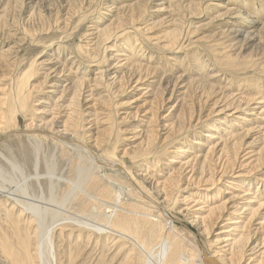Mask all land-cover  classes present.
I'll return each mask as SVG.
<instances>
[{"label":"rangeland","instance_id":"rangeland-1","mask_svg":"<svg viewBox=\"0 0 264 264\" xmlns=\"http://www.w3.org/2000/svg\"><path fill=\"white\" fill-rule=\"evenodd\" d=\"M139 1L146 2L145 9L150 8L144 18H142L143 25H141L140 28L142 29L143 27V29H145L146 27L147 29L153 27V25H156V23L159 21L164 22L163 27L158 29L157 26L156 30H154L151 34L148 33V31L145 33H133L130 31V34L127 35L129 36L127 40L119 38L116 39L115 36L117 35V32L108 35H104L102 33V30L104 31L106 28L116 31L118 27L117 24L126 19V17L122 15L123 12L120 11V9L126 5L134 4L136 2L138 3ZM228 1L230 0H175L171 3V7L167 8V5H161L168 2L166 0H0V59L3 58L7 62H13L15 60V68L24 69L25 71L28 69L30 63H33L36 65L34 70L36 76L34 75L32 81L38 80L37 82L41 83L40 81H43V79L45 80V78L47 79L45 80L46 82L44 84L43 90L40 91L34 98V101L36 99L38 102H35V107H38L37 109H39L40 112H38L33 117V128H40L39 126H43L46 123L52 122L53 128L58 130L59 133H62L61 131H63V129L61 122L67 120V115L75 109L78 113H83V118L86 119L84 124L87 128L89 126L91 127V125L87 126L89 122H87V119L93 120L101 118L100 120L104 121V119L108 118L107 116L110 113L109 116H112L110 127L113 128V135L111 137L109 135L106 136V148L108 150L114 148L119 149L116 150V156H119L118 159L123 157L125 150L131 148L134 145H137L141 142L143 143L144 147L147 145V138L140 139L139 132L146 131L148 129V125L151 124L150 121H148V118L153 115L154 111L149 112L147 110L151 107V102L157 98L158 101H155H157L156 103H158V105L155 108L157 111L155 113L158 115V125H164L165 127L164 129H159V131H161L160 135L163 136L162 140H160L157 145L152 144L148 151H153L151 152L153 154H150L151 164L149 165L153 167L152 171H154L152 174H149V177L151 176L153 179H155L154 181H160L166 177L168 178L170 175V168H167L166 165H170L171 163L172 165H176L181 160L187 161L190 160L189 158L191 157L193 158L196 155L205 153V141L207 140L206 136L212 131V125L217 122L216 119L219 118L220 122H224L223 125H218V133H225L224 135L228 134L229 129V131H231L230 133H233L235 132V129L240 130L248 126L251 128L258 126L260 125L258 124V121H260L259 119H264V116H260L258 120H255L252 123H245V121L251 118L249 115L254 114V112L245 113L241 110H236L235 107L237 104L232 107L226 106L227 108H225L223 103L221 105H215L213 108V97L207 101L209 102L207 105H205V100L199 97L200 95H207L204 94L205 87L194 89V93L192 95L188 94V98L185 97L187 94H182L186 91V89H184L185 83H181L180 85L176 83L178 76H182L183 79H185L183 81L186 82L191 79L193 81L199 78L198 80L206 81L207 83L211 81L217 86L219 85V87L227 89L225 91V94L227 95L231 94L239 98L241 96L248 97L249 94H251V96L254 98L264 102V76L257 75L259 74V70L257 69L258 66L262 64L264 65V7L261 6V3L264 0H237L235 4L229 3ZM247 2L250 4V8L248 7L247 9H244L243 7ZM232 7H235L239 11L243 12L245 19L234 20L222 16V14L227 12L226 9ZM251 19L254 21L259 20L260 22L255 25H246V23ZM172 24V29L174 30V33H176L174 35L177 37L176 43H179V45H173L174 50L173 47H171L172 50L170 51L163 49L164 38H162V36H164V34L159 33V31L161 29L170 27ZM236 29H241L245 32L238 36L235 34ZM90 33L93 34V36L88 37ZM104 37L106 38L107 43L105 42V39H103ZM179 37H181V40ZM136 38L139 39L138 44L135 43ZM159 39L161 40L158 41ZM90 40H92L91 43L88 42ZM129 40H131V42ZM50 44L54 45L51 46ZM109 46H111L114 50H110L111 47ZM96 47L97 49H95ZM58 49L62 51L60 56L57 53ZM94 50H97L99 54L94 55ZM43 53L46 54L45 56H42V58L40 55ZM226 53L234 55L235 59L233 60V64H235V66H238V63L244 61V56L250 58L251 60H249L248 65L246 66L247 68L245 67L244 69L241 68L240 70H231L230 66L233 64L232 62L230 63L226 61L228 58ZM241 55L243 57H241ZM95 56L98 57L96 60L100 62L103 61L104 57L106 56L108 58L109 56H113V59L109 61L107 58L106 61H103V63L99 64V66L97 65L96 68H91V72H88L87 62L93 59ZM36 57H40L39 60L41 61L35 59ZM43 60L47 62L46 64L44 63L43 66H40V62ZM57 60L60 62L55 65L59 66L60 63L65 64L67 67L72 69V73L75 76L78 75H76L75 72L77 71L76 69H78V65L80 64H82L79 69L81 77L83 76V73H86L85 75L88 74V76L91 78L97 77V75L99 77L101 76L100 72L107 69L109 71L108 73H112V75L101 80L100 82H102V84L108 80L113 81L117 78V76H125V92L120 95H118L119 93H114V97H112L110 93H108L109 90L105 89V87H103L104 85H101L103 88H98L93 93L95 94V98H99V100L103 101L104 104L109 103L110 110L105 109V111H102V107L99 109L96 108L102 112L98 111L97 113L100 115L93 117V113L89 114V111L85 109L87 107H73L70 105L69 102L73 97V93H65L64 95H62V93L58 94L59 91L53 93V85L56 82L57 76L54 72L55 68H52L55 65L51 64L50 62H55ZM127 61H130L135 65H141L143 62L142 65L151 67L153 69L155 66L159 70L158 75H150L145 77V71L134 74V72L130 71V66L128 67L125 65ZM251 61L254 63L256 62L255 64L258 63L259 65H254ZM109 64L115 65V68L112 69L111 66L108 68ZM213 72L214 75L216 74V76H213ZM140 76H142L141 78H143V80H140V82L137 83L138 79H140ZM210 76L213 79H211ZM244 78H246L248 81L250 80V83L247 84V80ZM254 78H256L257 81ZM63 79H66L63 74L59 79H57L60 86L61 84H66L64 83ZM39 83H36V85H39ZM251 83L252 87H250V89L247 88V85H250ZM2 84L3 85H1L0 89H4L3 87L6 88L7 86L9 87L8 84L10 83L7 81V85L4 83ZM116 85L117 82L114 83V86ZM61 95L62 97L60 98ZM191 102H193V105L191 106L193 117L191 119V123H189L188 121L190 112H186V117L181 118L182 120H180L178 116L181 114L183 103H187L188 108V105L191 104ZM257 103L259 104L261 102ZM83 105L84 104H81V106ZM262 105L264 106V104L254 106H256L258 108L257 110H259ZM66 106L70 108L69 113L66 109ZM140 110H144V112L141 113ZM214 110H216L215 113H213ZM238 117H243L246 119L243 120L244 123L239 124V127H236V125L239 123ZM119 118H124V120L121 121ZM235 122L238 123L235 124ZM262 122L263 120H261V123ZM27 124L28 123H26V121H24L22 118L21 122L19 123V128L24 130L26 129ZM170 124L173 126V130H176V126H184V132L187 134V138L186 136L178 138L180 132H177L176 130L174 135L172 134L166 141H164V139L167 137V135L165 136L166 129L170 126ZM231 125L232 127H230ZM96 127H100L102 129L103 126H100L99 123H97ZM222 130H224V132ZM256 132H259L258 129L254 131V133ZM257 136L259 135L252 134L249 136V139H246V143L252 142L253 138H256ZM213 141H217V139ZM196 142L200 144L204 143L205 146L201 144L203 145L202 150L201 145H194ZM53 144V140L50 139L44 142L36 139L31 140L30 138L28 140V138L23 134L18 136L10 135L0 139V204L2 209L0 210V226L6 227L10 218L16 216V212L10 216H7L5 210L6 208L9 210L12 208L13 203H15V199L20 201H18V209H20L19 207H21L24 202V205H32L38 208L41 207L42 209L43 207L47 208L43 209L46 211L48 210V215L47 212H45L46 218L48 217V221L46 218H44L46 220L45 222H47L46 224H49V226L52 224L55 226L56 224L55 227H57L54 231L53 239L55 244H57L56 246L58 247L59 261L64 259L62 264H66V258H64L65 256L63 253L65 250L68 251L70 249V251H73V253H80V257L82 258H85L89 261L93 260L92 263L95 261V264L100 258L101 252L111 254L109 250L113 249L114 251L116 247H113L112 241L108 242L106 239H103L100 232L97 231V234L96 231H94L96 230L95 228L94 230H90L93 227H97L98 224L101 223L98 219H88L89 217H87L84 212L82 213L78 206H76L79 205L78 203H80L83 198H80L79 196L77 200L69 202L70 200H67L66 197L71 191L70 189L76 188L79 180V166L83 165L86 161H80L76 152L70 150L64 151L59 146L58 149L54 151L57 146ZM251 144L253 146H249V148H247V146L244 147V150L246 151L241 153V162L247 161L245 162L247 165L237 169V171L243 169L241 170L240 174L248 177H250V174L247 172L251 170L249 167L251 164L249 162L252 161L249 160L250 155L248 154H251L252 150H256L258 148V145L254 146L255 143ZM40 148H43V150L38 151ZM176 148L181 150L180 155L175 154V150H177ZM204 148L205 151L203 152ZM34 149H37L36 152H34ZM195 149H200L201 151ZM47 150L48 152L46 153ZM22 153L25 156H23ZM37 153H39L40 156H38ZM14 156H16V158ZM254 164L255 163H253V165ZM123 165L125 168H127V170L134 173L137 171L136 168L140 164L134 163L127 157L125 164ZM75 169L78 170V172L76 171V174ZM217 169L220 173L221 171L218 166ZM263 173L264 169L259 174L253 173V176L251 177L252 179L250 180L263 179L264 181ZM96 174L97 176H100L101 179H103L102 182L104 181V184L110 185L113 183L115 185L114 188L117 189V191L119 190L118 193L120 196L123 195L122 187L129 186L128 183L124 182V180H120L118 177H113L112 173L109 174L106 172H99ZM199 174L200 173L197 172L194 177H190L191 175H185L184 172L180 174L179 182L183 191L181 194H177V192L174 193V200L180 202L178 204L179 210L176 212L172 211L170 214L176 216L182 223L188 225V227L199 236L198 238L201 243H203L214 240L213 237L220 233L221 230L220 227L217 226L213 229L214 236L212 234L209 236L207 233H205L201 224V218L195 214V210L200 208L205 209V206L211 203V199H217L219 196L221 198L223 197L228 199L231 194L226 196L219 193L220 195L216 197L217 192H215L214 194L210 195L211 197L212 195H215L214 198L209 196L208 199L205 198L200 200L199 194L203 189L193 188L195 186V178L198 177L200 179ZM217 175L218 174L216 172L215 178ZM112 178L116 182H111ZM236 179L237 178L235 177H226L223 183V185H226L222 186L220 184L218 186L222 187V191H227L228 193L236 192L237 195L242 196L244 194V190L248 189L250 185L244 186V188L239 187L243 190H239L241 192L236 191V185H233L238 182L235 181ZM139 180V185L146 184L145 186L143 185V187L148 190L149 194H154V189L152 188L151 184H148L149 182H145V180L142 178H139ZM51 181L56 184V188H54L56 191L53 190V192H51L53 189L52 188L50 190L51 187L49 188V186L52 184ZM190 183L191 186L186 187V185ZM259 183L260 186L258 189L251 187V195H254L256 193L255 191L257 190H261L262 188L264 189V183L262 180ZM53 184L52 186L55 185ZM57 185L62 190H59ZM64 190L67 191V194H64V192H66ZM246 198L242 197L241 199H238L236 205L239 207L244 205L242 203L246 201ZM200 201L205 202L206 204L201 207L197 206ZM21 202L22 204H20ZM72 205H74V207H72ZM231 207L232 205L228 207L230 211L229 213H233L234 208ZM17 208L16 210H18ZM82 215H85L87 218ZM232 215H235L236 218L242 222L246 216V214L236 213L231 214V217L233 218L235 217ZM196 217H198V219ZM225 218H229V216H225ZM260 221L261 220L256 219L255 222L251 224L253 225L251 230L255 229L256 224ZM35 225L32 228V231L34 230L32 235L33 237L30 236V238L32 237V247L34 248L36 243L35 234L39 229V226L37 224ZM45 225H43V227ZM35 227H38V229ZM79 234L82 236L81 238H78ZM262 235L263 234H260L259 238ZM106 243L107 246H105ZM108 243L110 244L108 245ZM102 248H104V251H102ZM74 249H76L75 252ZM212 249L214 251L216 248L214 247ZM97 255L98 257H96ZM1 260L5 259L2 258V253L0 252V262ZM7 263L8 262L6 261L5 264Z\"/></svg>","mask_w":264,"mask_h":264},{"label":"bare ground","instance_id":"bare-ground-1","mask_svg":"<svg viewBox=\"0 0 264 264\" xmlns=\"http://www.w3.org/2000/svg\"><path fill=\"white\" fill-rule=\"evenodd\" d=\"M166 1H168L166 2L167 4L164 3L161 5H167V8H170L171 3L174 2L175 0H166ZM236 1L237 0H230L228 2L235 4ZM145 4H146L145 1H139L138 3L136 2L134 4H130V5H126L122 7L120 11L123 12L122 15L125 16L126 19H124L119 24H117L118 27L116 31H113L112 29L110 30V28L108 29L106 28L104 31L102 30V33L104 35H108V34L117 32V35L115 36L116 39L119 38V39L127 40L129 38V36L127 35L130 34V31H132L133 33L134 32H139V33L144 32L145 33L148 31V33L151 34L154 30H156L157 26H158V29L163 27L164 22L159 21L158 23H156V25H153V27H150L147 29L146 27L145 29H143V27L142 29L140 28L141 25H143L142 18H144V16L147 14V11L150 9V8L145 9ZM261 6L264 7V1L261 3ZM248 7L250 8V4L247 2L243 8L247 9ZM226 10L227 12L225 14H222V16H225L227 18L234 19V20H244L245 19L243 12L239 11L235 7L228 8ZM259 22H260L259 20L254 21L251 19L246 23V25L248 24L255 25ZM172 26L173 24L170 25V27L161 29L162 32L161 30L159 31V33L164 34V36H162V38H164L163 39V44H164L163 49L170 50V51L172 50L171 47H173V50H174L175 44L179 45V43H176L177 37L174 35L176 33H174ZM244 32L245 31L241 29H236L235 34L239 36V35H242ZM89 36H93V34L90 33L88 37ZM180 38L181 37H179V39ZM103 39H105V42H106V38L104 37ZM160 40L161 39H159L158 41ZM129 41L131 42V40ZM88 42L91 43L92 40ZM135 43L137 44L139 43L138 38H136ZM95 49H97V47ZM110 50H114V49H112L111 47ZM57 53L60 56V53L62 54V51L58 49ZM45 54L46 53H43L42 55H40V57L45 56ZM97 54H99V52L97 50H94V55H97ZM226 54L228 55V58H227L228 60L226 59V61L230 63L232 62L233 64V60L235 59L234 55L233 54L231 55L229 53H226ZM112 57L113 56H109L108 58L106 56L104 57L103 61H106L107 58L109 59V61H111L113 59ZM241 57L243 56L241 55ZM244 57L245 58H243L244 60L243 62L238 63L236 61L238 63V66H235V64L233 65L230 64L231 65L230 69L231 70H236V69L240 70L241 68L244 69L248 65L249 60H251L250 58H247L246 56ZM39 58L36 57L35 59L39 60ZM97 58L98 57L95 56L93 59L87 62L88 72H91V68H96L97 65L99 66V64L103 63V61L100 62L96 60ZM46 62L47 61L45 60L40 62V66H43V64L44 63L46 64ZM52 62L50 63L55 65L59 63L60 61L57 60L53 63ZM142 63L141 65L139 64L135 65L131 63L130 61H127L125 65H127L128 67L130 66L129 69L130 71L134 72V74L145 71L146 72L145 77H148L150 75H153V76L158 75L159 70L157 69V67L154 66V69H153L151 67H146L142 65ZM252 63L257 66L259 65L258 63L255 64L256 62L255 63L252 62ZM15 64H16L15 60L13 62L11 61L7 62L3 58L0 59V87L1 85H3L2 83L6 85H7V81H9L10 83L8 84L9 87L7 86L6 88L3 87L4 89H0V139L6 136H10V135L18 136L21 134L26 136L28 140L30 138L31 140L36 139V140H40L44 142L50 139V140H53L54 144L57 146V148L54 151H56L59 146L64 151L70 150V151L76 152L77 156H79L80 161H83V160L86 161L84 164L79 161L80 163L83 164L79 166L80 168L79 172L78 170L75 169V174H76V171L79 173V180H78L76 188L70 189L71 191L69 192V194H67V191L64 190L66 191L64 192V194L66 193L68 195L66 197H67V200H70L69 202H73L77 200L79 196L80 198L81 197L83 198V200L80 203L77 202L79 205H76V206H78V208L80 209L82 213L84 212V214L87 217H89L88 219L90 218L98 219L101 223V224H98L97 227L90 226V227H93L90 230H94L95 228L96 230L94 231H96V233L97 231L100 232L103 239H106L108 242L112 241L113 247H116L114 251L113 249L109 250L111 254H107L106 252H101V256L95 264H247V263L248 264H264V239H261V238H264V189L262 188L261 190L255 191L256 193L254 195H251L252 192L250 193L251 187L258 189L260 186L259 182L262 180V182L264 183L263 179L250 180L252 179L251 177L253 176V173L259 174L264 169V119H261V118L259 119L260 116H264V106L262 105V107L259 110H257L258 108L256 106H254V105L264 104L263 101H260L254 98L253 96H251V94H249L248 97L241 96L239 98L235 97V95H231V94L227 95L225 94V91L227 89L223 87H219V85L217 86L215 83L211 81L207 83L206 81H201V80H198L199 78H197V80L192 81L191 79L188 82H186V81H183L185 79H183L182 76H178L176 79V83H178V85H180L181 83H185L184 89H186V91L185 93H182V94H187L185 97L189 98L188 94L192 95L194 93L193 92L194 89L199 88V87H205L204 94H207V95L199 96L200 98H203V100H205L204 101L205 105L209 103L207 101H209L211 97H213V103H212L213 108L215 105H218V104L221 105L223 103H224L223 106L225 108H227L226 106L232 107L237 104L235 107L236 110H241L245 113L254 112V114L249 115L251 116V118L245 121V123H249V122L252 123L253 121L259 119L260 121H258V124L260 125L252 127V128L248 126L240 130L235 129V132L233 133H230L231 131H229L230 130L229 129L228 134L224 135L225 133L224 134L218 133V125H223L224 122L223 121L220 122L219 118L216 119L217 122L214 125H212V128H213L211 129L212 131L206 136L207 137V140L205 141L206 151H205V148L203 149V152L205 151V153L200 154V155H196L195 153H193L196 156H194L193 158L188 157L190 160H187V161L181 160L176 165H172V163L170 165L169 164L166 165L167 168L168 167L170 168V171H169L170 175L168 176V178L166 177L163 180L154 181L155 179H153L151 176L149 177V174H152L154 172L152 171L153 167L149 165L151 164L150 154H153L151 153L153 151H148V149L152 144L157 145L158 142L162 140L163 136L160 135L161 131H159V129L160 128L164 129L165 127L164 125L162 126L158 125V115L155 113L157 112L155 108L158 105V103H156L158 101L157 98H155V100L157 101L154 100L151 102L150 104L151 107L148 108L147 110L149 112L154 111L153 115L150 116V118H148L149 119L148 121H150L151 124L148 123L149 125L146 131L139 132L140 139L147 138L146 139L147 145L144 147L143 143L141 142L137 145L132 146L131 148L128 147L129 149L124 151L123 157L118 159L119 156L118 157L116 156L117 155L116 150H119V149L114 148V149L108 150L106 148V145H107L106 136L109 135L111 137L113 135V128L110 127V122L112 121V118H111L112 116H109L110 113L107 116L108 120L104 119L103 121V120H100L101 118L93 119V120L87 119V122L89 121L87 126L91 125V127L89 126L87 128L86 125L84 124V121H86V119L83 118L84 116L83 113L82 112L78 113L76 109L72 110L71 113H69L70 108L67 107L68 106L67 105L66 109L69 114L67 115L68 116L67 120H65L66 122L65 121L61 122L62 129H63V131H61L62 133H59L58 130H55L53 128L52 122L46 123L43 126H39L40 128L38 127L33 128L34 126L33 117L38 112H40L39 109H37L38 107L37 108L35 107V102H37V100L35 99L34 101V98L40 91L43 90L44 84L46 82L45 80L47 79L44 77L45 80L43 79V81H40L41 83L37 82L38 80L32 81L35 75L34 70L36 67V65H34L33 63L32 64L30 63L26 71L24 69H16ZM81 65L82 64L78 65V69H76L77 73L75 72V74L76 75L78 74L77 76L79 77L75 76L72 73V69L67 67L63 63H60L59 66L55 65L54 67H52V68H55L54 72L56 74L55 73L54 74L57 76L56 82L53 85V88H54L53 93H55L56 91H59L58 94L62 93V95H64L65 93H69V94L73 93V97L71 98L69 102L70 105H72L73 107L74 106H79L82 108L87 107L85 109L89 111V114L93 113L92 114L93 117L99 116L100 114L97 113L99 111L98 109L102 107L101 109L102 111H105V109L110 110L109 108L110 105L109 103L104 104V102L99 100V98H95V94L93 92L98 88L105 87V89L109 90L108 93H110L112 97H114L113 96L114 93H119L118 95L123 94L125 92L124 91L125 76H121V77L117 76V78L114 79L113 81L110 79L111 81L108 80V81H105L104 84H102V82L100 81L103 80L104 78L110 77L112 73L109 74L108 73L109 71L106 69L100 72L101 76L99 77L97 75V77L91 78L88 76V74L85 75L86 73L85 74L83 73L82 74L83 76L81 77L79 73V69ZM110 66L112 67V69L115 68V65H111V64L108 65V68ZM72 67H73V64H72ZM257 69L259 70V74L257 75L264 76V65L263 64L259 65ZM62 74L66 78L65 80L63 79L64 83L66 84L65 85L61 84L60 86L59 81H57V79H59ZM212 74L213 76H216V74L214 75V72ZM141 77L142 76H140V79H138L137 83L140 82V80H143V78ZM214 80H215V77H214ZM115 82H117L116 86H114ZM36 83H39V85H36ZM246 83L249 84L250 80L249 81L247 80ZM101 85H104V86L102 87ZM251 85L252 83L250 85H247L248 86L247 88L250 89V87H252ZM113 86L116 88V91ZM62 95L60 96V98L62 97ZM257 102H261V103L258 104ZM81 104H84V105L81 106ZM192 105H193V102H191V104L188 105L190 108L189 107L187 108V103H183L181 114L178 116L180 120H182L181 118L186 117L185 116L186 112H190V117H189L188 122L191 123V119L193 117L192 109H191ZM140 111L141 113L144 112V110L143 111L140 110ZM221 111H218V112H221ZM215 112L216 110L213 111V113ZM22 118L24 121H26V123H28L27 126L25 125L26 129L24 130L19 128V123L21 122ZM119 119L121 121L124 120V118H119ZM245 119L246 118L238 117L239 123L235 122V124L238 123L236 127H239V124L244 123L243 120ZM261 120H263L262 123H261ZM105 122H108L109 124ZM97 123H99L100 126H103L102 129L100 127L99 128L96 127ZM171 126L172 125L170 124V126L166 129L165 136L167 135V137L164 139V141H166L169 138V136H171L172 134L174 135L176 133V130L177 132H180V135L178 138L187 135L184 132L185 130L184 126H181V127L176 126V130H173V126L172 127ZM230 127H232V125ZM257 129L259 132L254 133V131H256ZM222 131L224 132V130ZM226 131H227V128H226ZM252 134L259 135V136H257L256 138H253L252 142L246 143V139H249L250 138L249 136H251ZM215 139H217V141H213ZM251 143H255L254 146L258 145V148L256 150H252L251 154H248L250 155L249 160H252L249 162L251 164L249 166L251 170L247 172L250 174L249 175L250 177H248V176H243L240 174L241 170L243 169L239 171H237V169H240L242 166L247 165L245 164V162L247 161L241 162V159H242L241 153L242 152L244 153L246 151L244 150V147L247 146V148H249V146H253ZM201 144L204 145V143H201ZM201 144L198 142L194 143V145H201ZM203 145H201V150L203 148L202 147ZM176 149L177 150H175L176 151L175 154L180 155L181 150L179 148H176ZM21 150H24V149H21ZM36 150L34 152H36ZM39 150H43V148L38 149V151ZM195 150H200V149H195ZM47 152L48 150L46 151V153ZM37 154L38 156H40L39 153ZM23 156L25 155L23 154ZM190 156H193V155H190ZM14 157L16 158V156ZM32 157H35V156H32ZM127 157L134 163L140 164L137 166L136 172L132 173L129 170H127V168L124 167L123 164H125V160ZM253 163L255 164L253 165ZM217 166L219 167L221 171L220 173L218 172ZM99 172L100 173L106 172L109 174L112 173L113 177H118L120 180H124L125 183H128L129 186L122 187L123 195L120 196V194L118 193L119 190L117 191V189L114 188L115 185L113 183L110 185L104 184L103 183L104 181L102 182L103 179H101L100 176H97L96 174ZM183 172L185 173V175H191L190 177H194V175L197 172L200 173L199 174L200 179L198 177L195 178V186L193 187L195 189H199V188L203 189L201 193L199 194L200 200L205 199V198L208 199L209 196L211 194H214L215 192H217L216 197H218V195L220 194H224L226 196L231 194L228 199L223 198V197L221 198L220 196L217 199H211L212 197L214 198L215 196V195L214 196L212 195V197L210 196L211 203L206 205L205 209L200 208V209L195 210V214L199 218H201V221H202L201 224H202V227L205 233H207L209 236H211V234L214 236L213 229L217 226L220 227L221 232L216 234V236L213 237L214 240L212 241L201 243V241L198 238L199 236L195 232H193L188 227V225L182 223L176 216H173L170 214V212L172 211L176 212L179 210L178 204L180 202L174 200V193L177 192V194H181L183 191L181 189L182 186L179 182V176ZM216 172L218 175L215 178ZM226 177L237 178L235 181H238V182L233 184V185H236V188H235L236 191L242 190L239 187L244 188V186H249V185L250 186L248 187V189L244 190V194L243 195L241 194L242 196L237 195L236 192L228 193L227 191H222V187H219L218 185L221 184L222 186H225L226 184L223 185V183ZM139 178H142L143 180H145V182L147 183L149 182L148 184H151L152 188L154 189L155 195L152 193L151 194L154 196L148 193V190H146L143 187L144 184L139 185V181H140ZM112 181L116 182L113 178L111 182ZM53 183L54 182H52V184ZM52 184L51 186L48 185L49 188L51 187L50 190L53 188L51 192H53V190L56 191V189H54L56 188V184L55 183H54L55 185L53 184L55 187L52 186ZM189 186H191V183L186 185V187H189ZM57 188H59V190H62L60 189V187H58V185H57ZM242 197L243 198L248 197V198H246L245 199L246 201L242 203L244 205L239 207L236 205L237 200L241 199ZM14 201L15 203H13L12 208L10 210L7 208L6 209L4 208V209L6 210L7 216H10L11 214L15 212H16V216L13 218L12 217L10 218L6 227L0 226V252L2 253V258L8 262L7 264H62L64 259L59 261L58 247L56 246L57 244H55L54 239H53L54 231L57 228L55 227L56 224L55 226L54 224L52 225L50 224L51 226H49V224H46L47 222H45L48 218V217L46 218L45 212H47V215H48V210L46 211L43 209H47V208L43 207L42 209L39 206L41 208L40 209L32 205H24L25 202L24 204H22L21 202L20 204H22V206L19 207L20 209H18L17 205H18L19 200L15 199ZM204 204L206 203L200 201L197 204V206L201 207ZM74 205H72V207H74ZM230 205H232L231 208H234L233 213H229L230 211L228 207ZM16 208L18 210H16ZM0 210H2L1 204H0ZM236 213L246 214V216L243 219V222L239 221V219L236 218L235 215H232L235 218L231 217V214H236ZM53 215H56V214H53ZM85 215H82V216L86 217ZM225 216H229V218H225ZM198 217L196 218L198 219ZM44 218H46V220ZM256 219H259L261 221L256 224L255 229L251 230L253 226L251 224H253ZM35 224L39 226V229L38 227H35L38 230L35 234L37 237L34 235L36 238V241H35L36 243L34 242L35 243V248H34L32 247L31 239L34 233V230L32 231V228L34 227ZM43 225L45 226L43 227ZM260 234H263V235L259 238ZM30 236L32 237L30 238ZM81 237L82 236L79 234L78 238H81ZM109 244L110 243H108V245ZM105 246H107V243ZM214 247L216 249L213 251L212 248ZM75 250L76 249H74V252ZM102 251H104V248H102ZM63 254L65 256L64 258H66V264H94L95 262L94 261L92 263L93 260L89 261L85 258L80 257V253L79 254L73 253V251H70V249L68 251L65 250ZM96 257H98V255ZM5 260H1L0 264H5L6 263Z\"/></svg>","mask_w":264,"mask_h":264}]
</instances>
